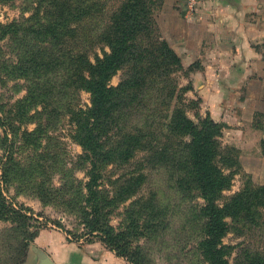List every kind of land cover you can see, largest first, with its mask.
Listing matches in <instances>:
<instances>
[{
    "label": "trees",
    "instance_id": "16d2710c",
    "mask_svg": "<svg viewBox=\"0 0 264 264\" xmlns=\"http://www.w3.org/2000/svg\"><path fill=\"white\" fill-rule=\"evenodd\" d=\"M163 1L32 0L28 16L0 25V39L10 37L15 56L10 73L28 81L25 95L14 104V114L24 116L20 120L24 121L30 118L26 117L30 108L56 113L64 101L63 111L76 124L74 138L83 148L82 159L89 164L83 198L87 232L116 255L145 264L139 246L130 252L129 238L138 226L129 221L127 231L115 232L101 220L102 207L112 200L97 188L100 169L103 163L128 159L145 139L153 153L186 168L187 180L204 199L198 255L210 264H264V242L256 247L241 244L233 260L227 257L235 246L222 243L229 228L225 218L240 234L261 225L264 186L247 176L239 191L217 202L234 172L224 169L239 168L236 149L221 146L222 123L210 116L195 122L186 114L187 107L197 105L186 97L191 85L179 83L181 58L156 21L155 11ZM99 43L108 47L102 57L95 53ZM120 69L123 77L110 85L109 78ZM50 75H55L54 81ZM81 89L91 93V105L84 109L78 104ZM9 116L3 113L0 125H12L14 118ZM35 136L36 131L22 132L25 142L34 144ZM260 145L264 155V139ZM13 161L11 156L0 161V220L11 223L0 230L4 247L0 264H21L32 241L30 209L15 205L5 194Z\"/></svg>",
    "mask_w": 264,
    "mask_h": 264
},
{
    "label": "rangeland",
    "instance_id": "374dc122",
    "mask_svg": "<svg viewBox=\"0 0 264 264\" xmlns=\"http://www.w3.org/2000/svg\"><path fill=\"white\" fill-rule=\"evenodd\" d=\"M32 5V0L0 1V25L28 16ZM160 11L161 7L156 9L155 17ZM104 50L108 51V47L99 43L95 53L102 57ZM13 53L10 37L0 39V116L5 113L14 118L12 125H0V161L9 156L14 159L11 163L14 170L6 183V197L15 205L30 209L27 212L31 218L29 231L32 241L41 228L51 226L61 228L79 247L93 241L106 247L99 237L89 235V227L86 228L83 220L84 185L89 179V164L82 159L83 148L74 138L76 124L63 111V100L56 113L42 108H38L42 113H36L30 108L26 114L30 118L25 122L20 121L25 117L14 114V104L25 95L28 81L10 73L14 70L10 67L15 59ZM90 59L94 61L92 55ZM3 60H7L5 65L2 64ZM187 68L193 70L197 65L195 62L187 67L182 64L183 71L178 73V80L181 85L189 84L192 87L191 81L187 79L191 70ZM123 74V70H117L108 83L118 84ZM54 79L55 75H50V80ZM188 92L187 99L196 101L197 107H187V116L195 122L199 117L210 116L222 123L221 135L218 137L221 146L236 149L239 168L224 169L225 173L230 170L234 172L229 187L222 191V197L217 202L221 204L224 197L239 191L247 176L254 184L264 186V155L260 145L264 134L259 131L264 124V112L259 110L252 117L250 114L245 116L241 114L242 108L233 105L228 109V114L232 116L231 122H226L211 116L208 111L203 112L200 97H190ZM241 95V99H244L243 91ZM78 104L83 109L91 105V93L88 90L79 91ZM237 119L239 122H233ZM37 124H40V129ZM24 130L36 131L34 144L23 140ZM140 142L143 146L137 147L128 159L102 164L97 188L112 201L102 207L101 220L115 232L127 231L129 221H133L138 227L129 238L130 252L139 246L145 256V264H210L197 252L205 221L200 211L204 199L199 190L187 180L186 168L153 153V148L150 149L147 144L148 140L141 139ZM225 219L229 228L222 237V243L235 246L231 255L227 256L230 260L236 256L241 244L256 247L264 242V222L240 234L231 219ZM9 225V221L0 220V230ZM94 233L100 235L97 231ZM3 248L0 241V250ZM112 252L116 262L111 264L129 262ZM101 253L103 256L100 254V257L107 260L106 252ZM25 259L21 264H24Z\"/></svg>",
    "mask_w": 264,
    "mask_h": 264
},
{
    "label": "crops",
    "instance_id": "0c3cea01",
    "mask_svg": "<svg viewBox=\"0 0 264 264\" xmlns=\"http://www.w3.org/2000/svg\"><path fill=\"white\" fill-rule=\"evenodd\" d=\"M156 18L181 63H196L188 96L200 97L203 112L226 122L233 105L245 116L264 112V0H164ZM30 245L24 264H41L40 253L54 264L116 262L112 250L96 241L79 247L58 227L41 228Z\"/></svg>",
    "mask_w": 264,
    "mask_h": 264
},
{
    "label": "water",
    "instance_id": "95a60500",
    "mask_svg": "<svg viewBox=\"0 0 264 264\" xmlns=\"http://www.w3.org/2000/svg\"><path fill=\"white\" fill-rule=\"evenodd\" d=\"M35 250L38 253L37 249ZM39 259L41 261V264H54L53 261L50 259V257L46 254L40 253Z\"/></svg>",
    "mask_w": 264,
    "mask_h": 264
}]
</instances>
